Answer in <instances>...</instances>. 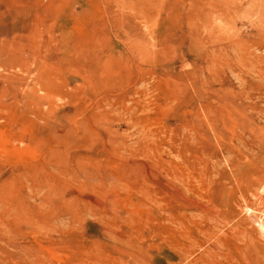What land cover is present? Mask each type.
Wrapping results in <instances>:
<instances>
[{
    "label": "rangeland",
    "instance_id": "1",
    "mask_svg": "<svg viewBox=\"0 0 264 264\" xmlns=\"http://www.w3.org/2000/svg\"><path fill=\"white\" fill-rule=\"evenodd\" d=\"M0 264H264V0H0Z\"/></svg>",
    "mask_w": 264,
    "mask_h": 264
}]
</instances>
